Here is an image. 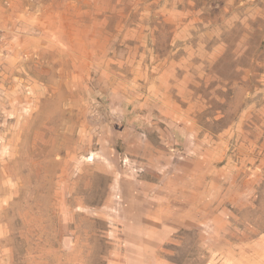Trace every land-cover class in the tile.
<instances>
[{
  "label": "rangeland",
  "instance_id": "1",
  "mask_svg": "<svg viewBox=\"0 0 264 264\" xmlns=\"http://www.w3.org/2000/svg\"><path fill=\"white\" fill-rule=\"evenodd\" d=\"M0 31V264H264V0H0Z\"/></svg>",
  "mask_w": 264,
  "mask_h": 264
},
{
  "label": "crops",
  "instance_id": "2",
  "mask_svg": "<svg viewBox=\"0 0 264 264\" xmlns=\"http://www.w3.org/2000/svg\"><path fill=\"white\" fill-rule=\"evenodd\" d=\"M206 184L198 182L197 184H195V187H196V189H198V187H201L203 189V191L201 190L202 192H200V193L206 194V192H208V189H209L208 185H206ZM212 187H214L213 186V182H212V185L210 187L211 191H212ZM169 190H173V192H171V193L175 194V199H174L175 201L178 199L179 195H180V199L183 198V197H186V199L190 200L191 195L186 193V192H182L180 194V191L177 188L169 189ZM194 194L198 195L197 192H195ZM165 202L166 203H164V204L158 203V208H159L158 217H159V219L166 220V221L168 220V222H173L172 220H174L175 223L177 224V221L180 222L183 219L182 215H184V213L187 214V212H189V211L191 212L192 211L191 206L182 205V204L180 205V203H179V205L177 204L178 207L177 206L175 207V205H173L172 202L170 200H168L167 198H165ZM181 202H182V199H181ZM134 212H135V210H134ZM211 212L213 213L212 209H211ZM131 220H132L131 223H133L134 224L133 226H135L137 229H140V228L143 227V221H140V219L132 218ZM150 220H153V219H150ZM170 224L171 223H168V224H165L164 226H162V229L160 231L161 239H158L156 241L163 242L164 239L165 240L170 239L171 233L174 230L173 228H171ZM138 235H141V233H138ZM154 242H155L154 239H148L147 243L152 244ZM256 243L258 244V240L256 241ZM210 246H212V249H214V244L213 243L210 244Z\"/></svg>",
  "mask_w": 264,
  "mask_h": 264
},
{
  "label": "built area",
  "instance_id": "3",
  "mask_svg": "<svg viewBox=\"0 0 264 264\" xmlns=\"http://www.w3.org/2000/svg\"><path fill=\"white\" fill-rule=\"evenodd\" d=\"M0 36H1V31H0Z\"/></svg>",
  "mask_w": 264,
  "mask_h": 264
}]
</instances>
